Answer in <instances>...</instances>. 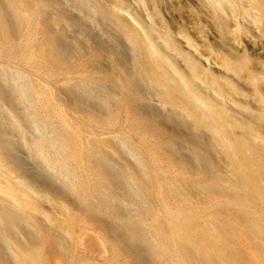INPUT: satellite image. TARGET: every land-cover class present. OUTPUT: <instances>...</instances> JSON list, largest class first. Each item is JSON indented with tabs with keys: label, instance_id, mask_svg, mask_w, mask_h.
<instances>
[{
	"label": "bare ground",
	"instance_id": "bare-ground-1",
	"mask_svg": "<svg viewBox=\"0 0 264 264\" xmlns=\"http://www.w3.org/2000/svg\"><path fill=\"white\" fill-rule=\"evenodd\" d=\"M118 1L117 11L128 9L123 0ZM197 2V11L210 18V31L219 39V44L206 41L208 60L218 68L216 72L202 70L191 55L184 54L190 74L178 73L180 78L169 71L178 72L170 50L182 54L171 30L160 34L162 46L148 45L126 20L112 15L117 28L145 48L136 65L151 84V97L180 110L195 130L211 132L217 153L224 159L221 164L198 143L192 146L191 162L178 155L177 138L156 129L145 112L141 103L145 98L130 68L123 66V76L117 75L121 83L116 86V101L104 96L99 104L87 103L77 97L75 84L68 81L59 90L70 103L68 111L62 109L54 82L69 80L84 64L72 65L59 54V38L52 26L58 22L54 20L42 18L41 23L43 38L51 48L43 51L38 46L37 25L47 0H0V68H17L22 80L15 79L10 85V99L21 113L30 111V127L35 132L47 131V137L30 143L34 161L40 164L43 160L63 179V187L52 180H34L3 141L9 132L1 130L0 264H52L56 252L72 261L80 253L81 224L86 221L100 226L110 249L109 262L101 264H114L115 259L122 264H264V158L257 144V139L264 140V0ZM203 20L198 25L205 32L208 26ZM180 34L190 42L184 29ZM87 61L80 82L92 94L100 72L94 69L92 58ZM196 79L206 82L218 97L231 101L236 96L256 98L260 115L244 122L202 93ZM110 82V77L101 76L102 85ZM6 91L0 77V101ZM242 104L237 106H250ZM94 108L105 115L96 116ZM9 114L15 119L14 127L30 130L13 109ZM124 145L140 158L142 170L136 175L141 186L133 175L117 177L110 168L114 161L108 150L122 157L120 147ZM36 198L57 204L61 220L41 211ZM120 205L134 206L137 222L116 213L114 208ZM39 212L53 225L37 221ZM250 242L251 251L247 249Z\"/></svg>",
	"mask_w": 264,
	"mask_h": 264
},
{
	"label": "rangeland",
	"instance_id": "rangeland-1",
	"mask_svg": "<svg viewBox=\"0 0 264 264\" xmlns=\"http://www.w3.org/2000/svg\"><path fill=\"white\" fill-rule=\"evenodd\" d=\"M47 3L48 5L44 6V13L37 25L38 29L36 35L37 39L40 41L38 46L40 45L43 48V51L51 48V44L48 43V40L43 38L42 29L44 26L41 25V23L42 18L45 20H54L58 22L55 25L52 24V26L53 33L59 38L56 46L59 54L70 61L72 65L78 64L79 62L81 65H85V62H88L87 60L92 58L94 69L100 72H97L99 78L97 77L96 83L92 85V94L85 90V83L80 82V80L84 78V65L83 67H80V69L76 67L77 71L70 76L69 80H62V78L55 80L54 91L62 109L68 111V105L70 103L68 96L62 94L59 90L65 88V84L67 85L68 81L71 85L75 84L77 88V97L81 100H85L87 103L92 102L99 104L104 96H110L109 98L111 101H116L118 98L115 93L116 86L121 83L118 76H123L124 71L122 67L124 66L131 69L134 83L137 88H139L140 95L145 98L141 103L145 112L153 118L156 126L155 128L164 134L173 135L177 138L176 150L179 156H182L189 162L194 160L191 150L193 149L192 146L198 143L202 147L207 148L206 151L210 153L211 159L215 163L221 164L224 162V159L222 161V157L217 153L216 146L213 143L214 136L211 132L205 129L201 131L195 130L192 120L186 118L180 110L170 106H163L157 98L154 97V99L151 97V84L148 79L145 78V74L139 70L138 64L136 65V63L143 58L145 48L143 46L139 47L138 44L129 40L126 35L117 28L115 25V19L112 15V13H115L117 16L126 20L137 32L139 40L142 42L147 41L145 43L148 45L149 43L151 45H155L154 43L160 44V34H162L166 28L171 30V33L176 38L179 48L182 50V54L180 55L176 51L174 52L170 50V52H173L170 53L169 50H167L170 58L173 59L174 68L178 70L176 73L169 68L173 77L180 78L178 73H189L186 61H184V54L191 55L198 63L200 69L205 70L211 68L212 72H216L218 66L214 64L213 60H208L210 56L208 55L209 53L207 54L206 49L212 42L219 44V39H217V36L210 31L208 22L211 21L210 18L204 17V15L201 14L203 13L201 10L200 12L197 11V6H199L197 0H123V6L128 9L121 11H117L118 6L116 4H119L118 0H47ZM194 12L197 14L195 15ZM200 20H203V25L208 26L205 29V32L200 28L201 25H198L201 22ZM197 25L198 27H196ZM183 29L188 33L190 42L180 34ZM156 37H158L157 41L155 40ZM206 41L209 42V45ZM167 66H169V64ZM18 75L17 68H10L7 70L0 68V77L7 90L6 97H2V101H0V132L5 129L9 132V134L2 137L3 141L9 145V149H11V153L18 165L33 179L35 178L34 180H37V182L52 180L55 181L57 187H63V179H58L54 169L47 166L43 160L42 163L36 164L33 159L30 143L34 139L39 140L42 135L44 136H42L40 140H42L43 137H47V134L45 133L47 131L41 128L42 132H35L33 128L30 127L32 125L30 111L29 113H21V109L14 108L10 99L13 93L9 90V87L16 83L14 82L15 79H18L17 81L22 83V80L19 79ZM100 75L110 77L111 82L102 85L100 83ZM195 85L202 93L220 102L221 105L229 110V113L236 114L235 116L243 121L245 120L249 122L252 117L260 115V112L258 111L259 103L256 98L252 96L248 98L244 96H236L235 100L237 102L234 100L235 103L227 98L218 97L209 90L207 83L202 80L196 79ZM70 100L74 102L72 99ZM237 103H248L250 106L248 108H243L242 106L238 107ZM23 108L25 107L23 106ZM12 109L14 110L15 115H19L20 123L29 126L30 128L28 129L30 130H25L24 128H26V126H24L23 129L13 126L15 119L9 114ZM98 111L99 109L97 108L92 110L96 116L101 117L105 115ZM121 120L123 121V119ZM257 141V144L261 149V155L264 158V140L257 139ZM120 148L122 157L112 152V150L105 148L108 150V154L114 161L112 165H110L111 170L117 175V177L125 176V174L133 175L134 178L136 177L135 180L137 179V185L141 186L140 178L136 175L138 174V171L142 170L140 158L135 156L129 146L124 145ZM195 166H197V164ZM59 190L63 189L60 188ZM3 197L5 198L6 196ZM37 201L41 211L47 213L53 218L55 217L58 220H61L62 217L57 204L49 203L42 199H37ZM130 210L132 213H130ZM114 211L119 215L124 216L127 220H133L136 222L138 220L137 216L135 217L136 209L134 206H130L129 208L126 205H120L119 207L114 208ZM43 212L35 214L36 220L44 222L45 225L52 226L53 224H49V221L47 220L48 218ZM81 225V232L83 234L81 238L82 242L80 243L81 245H79L80 253H75L71 259L72 261L67 257H63V255H57V252L55 254L52 253V264H72L70 262L74 261H82L86 263L95 262V264H101L103 261L109 262L111 252L100 230V226L92 221L83 222ZM58 232L65 236L60 229H58ZM252 246L251 242L248 243L247 249L251 251ZM148 258L149 255L147 254L146 259L148 260ZM118 262L119 259L114 260V264L121 263Z\"/></svg>",
	"mask_w": 264,
	"mask_h": 264
}]
</instances>
